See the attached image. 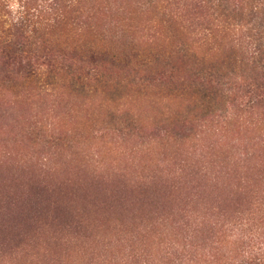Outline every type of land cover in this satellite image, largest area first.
I'll return each instance as SVG.
<instances>
[{
	"label": "rangeland",
	"instance_id": "obj_1",
	"mask_svg": "<svg viewBox=\"0 0 264 264\" xmlns=\"http://www.w3.org/2000/svg\"><path fill=\"white\" fill-rule=\"evenodd\" d=\"M81 1L96 50L118 49L124 30L147 54L186 53L170 76L126 69L114 100L66 74L44 89L0 82V264H244L264 250V106L251 103V65L221 84L209 116L186 107L193 69L248 63L264 42V0H228L241 18L207 0ZM128 110L142 122L132 136Z\"/></svg>",
	"mask_w": 264,
	"mask_h": 264
},
{
	"label": "trees",
	"instance_id": "obj_2",
	"mask_svg": "<svg viewBox=\"0 0 264 264\" xmlns=\"http://www.w3.org/2000/svg\"><path fill=\"white\" fill-rule=\"evenodd\" d=\"M213 1L217 11L223 15L235 13L240 18L243 15L244 10H234V7L229 6L228 0H207L208 3ZM251 1L245 2L244 9ZM148 2L151 3L152 0ZM85 8L81 0H0V82L16 79L18 83L23 81L35 83L44 89L45 86L53 85L59 76L66 74L69 75L70 86L74 89L83 92L102 84L107 96L114 100L121 98L130 86L129 81L126 83V76H123L128 68H150L149 71L155 70L154 74L159 73L160 69L166 71L169 76L173 75L176 66H172V59L175 61V57L180 56L181 51L185 50L178 49L176 51L178 56H174L172 50L166 55H161L155 50H150L147 54L126 35L124 30L121 33L124 41L116 45L118 49L110 47L96 50L91 47L92 40L89 38L91 14L90 10ZM164 8L175 9L167 6ZM247 11L246 15H249L252 21L256 17L251 12L253 7ZM263 46L264 42L257 43V49L248 57V63H239L235 57L230 56L223 59L227 61L219 68L212 62L199 70L197 67L193 69L191 77L196 87L194 89L196 100L189 103L187 111L200 109L205 117L209 116L216 109L218 101L226 98L221 92V84H229V80L236 72L246 73L247 64L251 67L250 77L245 79L246 86L251 85L257 99L253 98L251 103L264 106ZM252 57L255 58L253 62ZM161 62L165 64V68L161 66ZM113 68L121 72L116 79L115 72L111 76L107 74L111 73ZM248 79L251 80L249 85ZM139 80L142 83H149L155 78L147 76L140 77ZM120 116L124 118L123 129L132 132L131 136L134 132L140 131L138 129L139 125L142 126L140 115L136 116L128 110L123 111ZM244 264H264V250L256 254L249 252Z\"/></svg>",
	"mask_w": 264,
	"mask_h": 264
}]
</instances>
